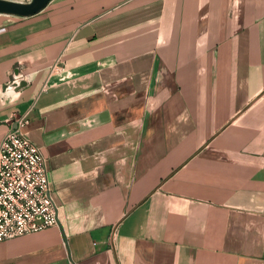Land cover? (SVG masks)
<instances>
[{"label":"crops","instance_id":"1","mask_svg":"<svg viewBox=\"0 0 264 264\" xmlns=\"http://www.w3.org/2000/svg\"><path fill=\"white\" fill-rule=\"evenodd\" d=\"M28 111L60 225L0 264H264V0L0 14V142Z\"/></svg>","mask_w":264,"mask_h":264},{"label":"built area","instance_id":"2","mask_svg":"<svg viewBox=\"0 0 264 264\" xmlns=\"http://www.w3.org/2000/svg\"><path fill=\"white\" fill-rule=\"evenodd\" d=\"M51 70H65L61 58ZM29 113L0 142V242L60 225L47 157L23 132Z\"/></svg>","mask_w":264,"mask_h":264},{"label":"water","instance_id":"3","mask_svg":"<svg viewBox=\"0 0 264 264\" xmlns=\"http://www.w3.org/2000/svg\"><path fill=\"white\" fill-rule=\"evenodd\" d=\"M51 1L52 0H31L30 2H21L15 0H0V14L31 17L44 10ZM24 80L25 79H23L19 71H16L11 88L20 90L26 87L28 83Z\"/></svg>","mask_w":264,"mask_h":264}]
</instances>
